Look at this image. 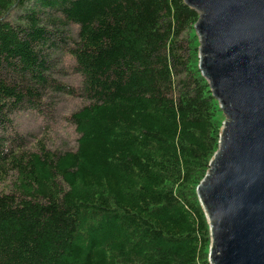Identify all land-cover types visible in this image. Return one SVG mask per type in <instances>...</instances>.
Wrapping results in <instances>:
<instances>
[{
  "label": "trees",
  "instance_id": "trees-1",
  "mask_svg": "<svg viewBox=\"0 0 264 264\" xmlns=\"http://www.w3.org/2000/svg\"><path fill=\"white\" fill-rule=\"evenodd\" d=\"M198 18L184 0H0V264H211L197 187L225 117ZM24 104L36 132L13 123Z\"/></svg>",
  "mask_w": 264,
  "mask_h": 264
},
{
  "label": "water",
  "instance_id": "water-1",
  "mask_svg": "<svg viewBox=\"0 0 264 264\" xmlns=\"http://www.w3.org/2000/svg\"><path fill=\"white\" fill-rule=\"evenodd\" d=\"M199 68L225 118L197 187L211 264H264V0H184Z\"/></svg>",
  "mask_w": 264,
  "mask_h": 264
},
{
  "label": "rangeland",
  "instance_id": "rangeland-1",
  "mask_svg": "<svg viewBox=\"0 0 264 264\" xmlns=\"http://www.w3.org/2000/svg\"><path fill=\"white\" fill-rule=\"evenodd\" d=\"M69 77V76H68ZM54 101L57 105L55 106L56 113H66L71 108L72 105L66 101L58 100L57 94L54 95ZM13 123L16 124V128L25 134L36 132L40 125V116L34 112V110L28 104H24L19 112L15 113L13 116ZM62 131V130H59ZM61 136L66 137V133L59 132ZM72 142V141H71Z\"/></svg>",
  "mask_w": 264,
  "mask_h": 264
}]
</instances>
